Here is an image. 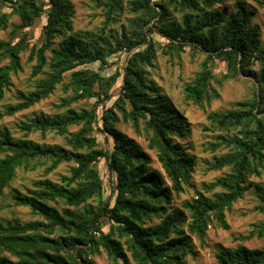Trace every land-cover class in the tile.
<instances>
[{
	"label": "trees",
	"instance_id": "trees-1",
	"mask_svg": "<svg viewBox=\"0 0 264 264\" xmlns=\"http://www.w3.org/2000/svg\"><path fill=\"white\" fill-rule=\"evenodd\" d=\"M95 8L101 25L76 30L68 0H0V30L12 24V16L20 18L0 39V56L8 60L0 65V97L23 70L22 53L29 51L28 59L35 60L31 76L42 75L31 90L17 91L19 101L6 114L39 103L59 85L71 91L59 111L22 121L20 137L0 130V196L19 169L45 166L48 174L74 163L58 181L40 179L27 194L15 195L35 218L0 220V264H97L93 256L102 250L110 264H187L188 256L198 255L193 237L205 245L210 226L229 229L227 212L250 190L251 177L264 172V31L255 24L256 8L245 0H95ZM124 13L131 15L127 25L112 31ZM189 51L204 59L183 87L186 102L205 109L229 82L251 83V91L232 109L207 113L211 129L220 132L208 146L226 149L207 168L228 171L202 182L186 203L187 215L174 208V197L193 184L196 162L185 145L190 122L149 77L148 67L159 53L173 60ZM94 63L98 69L90 67ZM112 64L115 71L103 74ZM220 64L224 70L217 74ZM92 98L89 108L72 107ZM105 101L110 104L100 107ZM121 121L143 134L166 175L117 126ZM73 125L79 129L68 146L29 137L33 131L65 135ZM258 198L254 209L264 213V187ZM255 235L264 237V221L239 236L235 248L217 251L218 264H264V247L243 243Z\"/></svg>",
	"mask_w": 264,
	"mask_h": 264
},
{
	"label": "rangeland",
	"instance_id": "rangeland-1",
	"mask_svg": "<svg viewBox=\"0 0 264 264\" xmlns=\"http://www.w3.org/2000/svg\"><path fill=\"white\" fill-rule=\"evenodd\" d=\"M74 9V26L76 30L94 29L101 25L102 14L100 9L95 8V0H68ZM126 1V0H125ZM236 0H230L233 4ZM250 8L257 9V15L254 19L255 24L259 26L261 32L264 31V6L259 2L261 0H245ZM131 15L124 13L122 21L111 26L112 31H120L121 27L127 25ZM44 21V19H43ZM20 22L17 15L12 16L11 23ZM12 24L6 30H0V39L6 38ZM41 23L35 28V36H38L41 31ZM29 51L22 53L21 59L23 70L12 76V85L10 88L5 89L4 95L0 97V130L9 129L14 137H20L24 130L21 128L22 121L29 120L41 113L53 114L59 111L58 104L64 97L71 95V91H64L63 86L59 85L54 93L48 98L40 101L39 103L19 111L13 115L6 114V109L9 105H13L19 101L16 93L18 90L29 91L31 90L37 80L42 75L36 77L31 76L32 66L35 60L28 59ZM0 56V65L8 62L7 59H2ZM204 59V54L191 51L184 52L181 58L168 59L166 56L158 54V58L154 61L153 66L148 67L149 77L154 79L162 91L168 95L173 102L182 110L190 122L191 134L185 139V145L189 152L195 158V172L193 174L191 186H186L184 191L176 194L174 197V208L183 210L187 215L189 210L186 203L196 196L198 190L202 189V182L211 181L223 172L228 171V168L223 170H209L208 164L214 160V155L225 152L226 149L213 151L208 143L215 140V136L219 131L211 129L208 112H224L235 107V103L245 98L251 91V83L229 82L225 83L222 87H218L220 96L207 103L205 109H202L193 103L186 102L183 96V87L186 82L190 81L195 73L200 69V63ZM120 62V60H119ZM116 64L105 68L102 73L109 75L116 69ZM90 67L94 69L99 68L98 63L91 64ZM224 70V65L220 64L216 68L217 74ZM66 81V80H65ZM96 98L90 100H81L74 102L72 107L81 109L83 107L89 108ZM109 105L110 102H99V106ZM65 108H61L64 110ZM117 126L126 132L129 136L134 137L141 146L151 155V166L160 169L164 175L160 162L158 161L156 151L150 149L147 145V140L143 134L138 132L130 122L121 121ZM79 126L73 125L69 128V133L65 135H57L54 132H47L46 134L40 131H33L30 133V138L46 144H64L68 146L67 140L71 133L76 132ZM100 139L102 136L99 135ZM105 163H99L101 173L104 177L107 190L109 189V174ZM74 163H62L51 173L45 172V166H38L31 170L19 169L17 176L11 184L5 188L3 195L0 196V220L2 222H27L35 217L30 209L18 204L15 199L17 193L27 194V189H34V182L40 179H51L58 181L62 175L69 174V170ZM252 187L244 196L234 203L232 210L227 212V220L229 229H223L218 225L210 226L205 245H201L197 237H193L195 247L198 251L196 258L188 256L187 264H218L216 253L221 248H235L242 242L239 239L241 235H248L253 228L254 224L264 221V213L254 209L258 203L259 187H264V172L260 176H253L250 179ZM167 183L170 180L167 178ZM109 191V190H108ZM210 194V193H209ZM92 205H96L97 201L91 199L89 201ZM60 207V206H59ZM243 243L250 248H263L264 237L253 236ZM97 264H110L108 256L104 250L101 253L93 256Z\"/></svg>",
	"mask_w": 264,
	"mask_h": 264
}]
</instances>
